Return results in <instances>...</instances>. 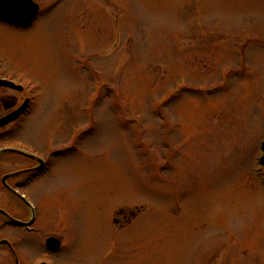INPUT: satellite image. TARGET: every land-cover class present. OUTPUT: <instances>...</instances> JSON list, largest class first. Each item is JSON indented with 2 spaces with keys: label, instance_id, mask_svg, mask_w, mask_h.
I'll return each mask as SVG.
<instances>
[{
  "label": "rangeland",
  "instance_id": "rangeland-1",
  "mask_svg": "<svg viewBox=\"0 0 264 264\" xmlns=\"http://www.w3.org/2000/svg\"><path fill=\"white\" fill-rule=\"evenodd\" d=\"M36 3L0 49L35 91L21 138L84 133L47 185L59 264H264V0Z\"/></svg>",
  "mask_w": 264,
  "mask_h": 264
},
{
  "label": "flooded vegetation",
  "instance_id": "flooded-vegetation-1",
  "mask_svg": "<svg viewBox=\"0 0 264 264\" xmlns=\"http://www.w3.org/2000/svg\"><path fill=\"white\" fill-rule=\"evenodd\" d=\"M34 24L21 28L0 21L11 32L27 31ZM26 81L0 49V124L13 117L0 125V264H59L69 234L62 229L61 207L43 215L47 185L58 163L70 162L79 151L84 133L73 128L65 144L57 131L38 142L21 138L37 106Z\"/></svg>",
  "mask_w": 264,
  "mask_h": 264
},
{
  "label": "water",
  "instance_id": "water-1",
  "mask_svg": "<svg viewBox=\"0 0 264 264\" xmlns=\"http://www.w3.org/2000/svg\"><path fill=\"white\" fill-rule=\"evenodd\" d=\"M38 12V6L31 0H0V20L16 26L30 25ZM261 151L263 155L259 163L264 167V142L261 145Z\"/></svg>",
  "mask_w": 264,
  "mask_h": 264
}]
</instances>
